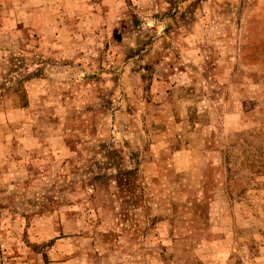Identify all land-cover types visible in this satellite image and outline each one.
Here are the masks:
<instances>
[{
    "label": "rangeland",
    "instance_id": "374dc122",
    "mask_svg": "<svg viewBox=\"0 0 264 264\" xmlns=\"http://www.w3.org/2000/svg\"><path fill=\"white\" fill-rule=\"evenodd\" d=\"M0 264H264V0H0Z\"/></svg>",
    "mask_w": 264,
    "mask_h": 264
}]
</instances>
